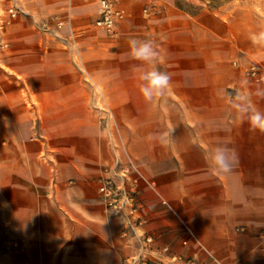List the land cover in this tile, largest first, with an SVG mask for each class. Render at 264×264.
Returning <instances> with one entry per match:
<instances>
[{
  "label": "crops",
  "instance_id": "1",
  "mask_svg": "<svg viewBox=\"0 0 264 264\" xmlns=\"http://www.w3.org/2000/svg\"><path fill=\"white\" fill-rule=\"evenodd\" d=\"M16 5L19 15L8 20L10 1L0 0V264H120L135 250L98 192V178L115 158H59L45 142L44 158L21 155L19 131L30 125V112L20 85L43 116L83 115L96 94L82 69L102 86L113 112L129 116V151L145 181L132 175L125 186L135 189L142 230L154 238L153 262L186 264L210 254L224 264H264V132L253 131L234 107L241 94L264 112V96L257 95L264 82L247 73L256 65L264 74V43L251 39L264 31V0L215 8L207 0H118L124 17L115 37L95 26L94 1ZM71 33L80 60L64 41ZM132 38L154 42L156 67L171 76L163 97L146 101L139 91ZM219 145L234 149L239 163L213 175L204 154Z\"/></svg>",
  "mask_w": 264,
  "mask_h": 264
},
{
  "label": "rangeland",
  "instance_id": "2",
  "mask_svg": "<svg viewBox=\"0 0 264 264\" xmlns=\"http://www.w3.org/2000/svg\"><path fill=\"white\" fill-rule=\"evenodd\" d=\"M229 2L235 4L236 0H207V5L215 8ZM93 82L94 88L83 81L91 92L96 94L95 90H99L101 95L96 94L92 108L83 115L43 116L37 111L36 100L28 86L20 85L21 100L30 112V125H21L19 131L21 155L34 154L35 158H44L45 154H41L39 147L45 142L59 158H75V155L85 158H133L128 145L130 134L126 130L129 116L115 114L102 86ZM146 183L151 189L148 180ZM6 234L12 238L10 231Z\"/></svg>",
  "mask_w": 264,
  "mask_h": 264
},
{
  "label": "built area",
  "instance_id": "3",
  "mask_svg": "<svg viewBox=\"0 0 264 264\" xmlns=\"http://www.w3.org/2000/svg\"><path fill=\"white\" fill-rule=\"evenodd\" d=\"M10 6L7 8L8 20L16 18L20 9L17 7V0H9ZM94 1L98 5V18L95 20V26L106 31L110 37L116 36V22L123 19V11L117 9L115 4L118 0H85ZM7 20V21H8ZM56 26L61 28L64 25V21L56 18ZM76 36L70 34L65 39L66 45L75 47V55L80 60L79 52L76 48ZM84 83L90 85L92 88L96 87L91 76L82 69ZM249 77L255 82H264V74L260 72L256 65H252L247 69ZM95 93L99 96L101 92L95 90ZM134 175L137 178H143L137 166L134 164L131 158H126V163H122L121 158H115L113 169L109 170L107 167L101 173L98 182V192L102 198L105 210L112 216L117 217L122 224L120 236L123 239L130 240L135 246L134 252L123 258L120 264H155L151 258L149 252L152 250L154 244V238L150 234H147L142 230L144 220L140 216V203L137 201L136 191L134 188H127L125 181H132L131 176ZM161 203L167 207V209L175 214L172 206L157 194ZM183 231L189 238L194 240L201 248V244L195 237L192 230L184 223H182ZM238 230H243L239 228ZM261 246L264 248V231L261 232ZM182 244L187 245V239L182 241ZM164 253H169L170 248L164 246L162 248ZM207 254V253H206ZM173 261L182 260L181 256H172ZM186 264H224L216 259L214 256L207 254L206 259L198 262L195 258H188L185 260ZM250 264V263H249Z\"/></svg>",
  "mask_w": 264,
  "mask_h": 264
},
{
  "label": "clouds",
  "instance_id": "4",
  "mask_svg": "<svg viewBox=\"0 0 264 264\" xmlns=\"http://www.w3.org/2000/svg\"><path fill=\"white\" fill-rule=\"evenodd\" d=\"M253 43H264V31L251 36ZM129 55L132 59L141 62L139 66V91L146 101L163 97L171 88V76L160 71L156 64L159 61V53L154 42L150 39L132 38L129 40ZM143 65H147L144 68ZM258 96H264V92H257ZM237 103L234 107L240 115L247 119L253 131L264 132V112L255 108L249 98L237 94ZM204 158L213 175L228 174L238 165L239 158L235 150L227 145L216 146L205 152Z\"/></svg>",
  "mask_w": 264,
  "mask_h": 264
}]
</instances>
